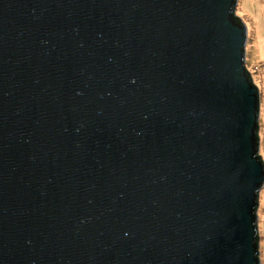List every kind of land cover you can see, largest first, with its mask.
<instances>
[{"label":"water","instance_id":"obj_1","mask_svg":"<svg viewBox=\"0 0 264 264\" xmlns=\"http://www.w3.org/2000/svg\"><path fill=\"white\" fill-rule=\"evenodd\" d=\"M236 3L0 0V264H260Z\"/></svg>","mask_w":264,"mask_h":264},{"label":"rangeland","instance_id":"obj_2","mask_svg":"<svg viewBox=\"0 0 264 264\" xmlns=\"http://www.w3.org/2000/svg\"><path fill=\"white\" fill-rule=\"evenodd\" d=\"M235 13L247 28L244 64L259 91L258 140L264 162V0H237ZM257 200L258 257L264 264V183Z\"/></svg>","mask_w":264,"mask_h":264},{"label":"trees","instance_id":"obj_3","mask_svg":"<svg viewBox=\"0 0 264 264\" xmlns=\"http://www.w3.org/2000/svg\"><path fill=\"white\" fill-rule=\"evenodd\" d=\"M237 15V14H236Z\"/></svg>","mask_w":264,"mask_h":264}]
</instances>
